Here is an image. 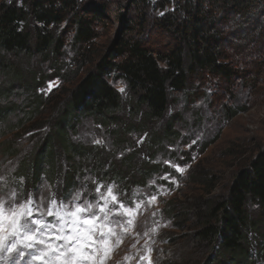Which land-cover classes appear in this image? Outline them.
Returning <instances> with one entry per match:
<instances>
[{
	"label": "rangeland",
	"instance_id": "obj_1",
	"mask_svg": "<svg viewBox=\"0 0 264 264\" xmlns=\"http://www.w3.org/2000/svg\"><path fill=\"white\" fill-rule=\"evenodd\" d=\"M119 9L124 8L111 5L110 17L95 25L97 37L86 50L73 42V24L63 23L54 32L64 44L52 56L0 53V264H66L68 260L71 264H206L207 255L214 254L196 240L193 225L205 213V200L225 197L237 171L248 167L264 146V80L254 83L253 73L247 71L234 84H226L199 73L184 91L171 95L165 117L146 130L134 127L121 137L80 115L69 131L68 145L83 147L84 154L51 141L55 121L77 82L108 50L116 34H124L125 24L116 18ZM125 10L127 19L144 17L137 9ZM150 13L144 17L148 21L144 38L153 49H161L168 38L156 28ZM110 82L123 101L117 113L119 125L139 122L143 111L132 112L133 95L125 82L114 77ZM172 119L174 137L162 141L164 127ZM155 133L161 138L153 146ZM47 139L52 158L43 155L42 166L57 169L50 179L41 170L33 182L31 165L39 152L45 153L42 145ZM12 143L19 152L5 158ZM94 154L108 157L105 169L129 165L127 175L134 179L128 181L132 183L127 192H118V178L98 174ZM78 161L83 168L65 197V176ZM143 161L150 163L148 169L159 168L139 184L136 177L145 171ZM26 165L28 176L17 178ZM9 201L15 206L8 208ZM247 208L257 215L256 204L250 202ZM26 218L36 221L37 230L13 236ZM252 237L254 250L261 244ZM29 242L43 253L42 259L28 257L24 246ZM251 256L254 264H264L259 252L254 250Z\"/></svg>",
	"mask_w": 264,
	"mask_h": 264
},
{
	"label": "trees",
	"instance_id": "obj_2",
	"mask_svg": "<svg viewBox=\"0 0 264 264\" xmlns=\"http://www.w3.org/2000/svg\"><path fill=\"white\" fill-rule=\"evenodd\" d=\"M112 4L124 8L116 17L125 24L124 34H116L108 50L93 61L91 69L77 82L51 134V141L65 143L70 152L84 154L86 150L68 145L69 131L80 115L89 116L110 133L124 137L134 127L146 130L151 123L163 119L171 95L184 91L191 77L199 73L234 84L241 72L248 71L253 73L250 80L263 82L264 0H0V53L52 56L64 44L54 32L63 23L73 24V42L86 50L97 37L95 25L110 17ZM125 8L137 9L144 17L151 10L156 28L168 38L163 48L150 47L144 38L147 19H127L129 11L126 13ZM83 52L78 51L85 56ZM111 77L125 82L133 95L132 112L143 111L139 122L119 125L117 113L123 101L111 84ZM172 122L173 119L165 125L162 141L174 137ZM153 137L154 146L161 135L155 133ZM49 142L47 139L42 145L45 153H36L32 162L33 182L40 178L41 170L49 179L55 174L57 167L45 170L42 166L43 155L52 158ZM13 144L4 151L5 158L19 152L18 147L12 148ZM107 158L93 155L98 174L118 178V192H127L132 183L128 181L134 179L132 174L127 175L129 165H108L105 169ZM142 165L145 171L136 177L139 184L159 168L148 169L150 163L146 161ZM27 167H20L17 178L28 176ZM82 168L80 161L72 163L65 176L63 196L72 192ZM250 202L258 207L255 216L248 211ZM205 206V213H200L193 225V235L199 244L214 251L207 255L206 264H254V250L264 258V146L248 167L237 171L227 195L218 200L207 199ZM253 235L261 244L254 250ZM257 240L254 241L258 244Z\"/></svg>",
	"mask_w": 264,
	"mask_h": 264
},
{
	"label": "snow or ice",
	"instance_id": "obj_3",
	"mask_svg": "<svg viewBox=\"0 0 264 264\" xmlns=\"http://www.w3.org/2000/svg\"><path fill=\"white\" fill-rule=\"evenodd\" d=\"M15 206V202L14 201H9L7 204L8 208H12ZM15 225V221L13 222ZM39 226L36 224V221H34L33 219L30 218H26L22 224H20L19 228H16L14 230V232L12 233V235H16L18 232L23 231L24 233H33L34 231L37 230ZM42 227L47 228L48 225H43ZM26 239H28L29 241H31L33 238L31 236H27ZM12 247H15V245H13ZM24 247H26L29 251H28V257L29 258H35L37 260L42 259L43 257V253L40 252L39 250L35 249V245L34 243H27ZM5 250L7 251H11L12 248L5 246ZM24 253L20 252V256L23 257ZM13 264H16V261H13ZM24 264H29V261H25ZM66 264H71V261L68 260L66 261Z\"/></svg>",
	"mask_w": 264,
	"mask_h": 264
}]
</instances>
